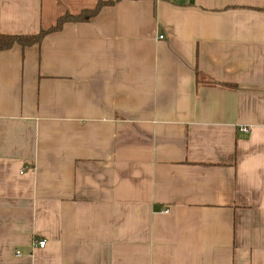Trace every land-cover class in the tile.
Returning a JSON list of instances; mask_svg holds the SVG:
<instances>
[{"label": "crops", "instance_id": "0c3cea01", "mask_svg": "<svg viewBox=\"0 0 264 264\" xmlns=\"http://www.w3.org/2000/svg\"><path fill=\"white\" fill-rule=\"evenodd\" d=\"M97 2L0 0V33ZM0 264H264V0H114L0 50Z\"/></svg>", "mask_w": 264, "mask_h": 264}, {"label": "trees", "instance_id": "16d2710c", "mask_svg": "<svg viewBox=\"0 0 264 264\" xmlns=\"http://www.w3.org/2000/svg\"><path fill=\"white\" fill-rule=\"evenodd\" d=\"M96 7L91 11H85L80 14H71L69 12H64L60 17L57 18L54 25L48 28H41L36 34H5L0 33V50L8 49L13 45L17 44L21 47H26L34 44H39L43 37L50 32L57 31L61 28L63 23L68 21H78L86 17V15H93L96 11L103 5L110 4L114 0H97Z\"/></svg>", "mask_w": 264, "mask_h": 264}, {"label": "built area", "instance_id": "2783aa9c", "mask_svg": "<svg viewBox=\"0 0 264 264\" xmlns=\"http://www.w3.org/2000/svg\"><path fill=\"white\" fill-rule=\"evenodd\" d=\"M160 38H162V36H160ZM241 130L244 131V132H248L249 128L247 126H245V127H241ZM36 244L39 247H44L45 244H46V241L44 239H42V240L37 241Z\"/></svg>", "mask_w": 264, "mask_h": 264}]
</instances>
